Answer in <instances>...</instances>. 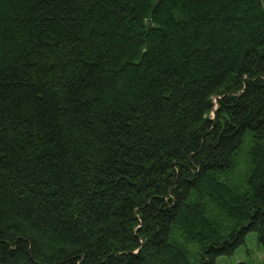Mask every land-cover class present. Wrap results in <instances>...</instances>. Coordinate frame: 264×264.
<instances>
[{"label":"trees","instance_id":"1","mask_svg":"<svg viewBox=\"0 0 264 264\" xmlns=\"http://www.w3.org/2000/svg\"><path fill=\"white\" fill-rule=\"evenodd\" d=\"M263 225L264 0H0V264H215Z\"/></svg>","mask_w":264,"mask_h":264},{"label":"rangeland","instance_id":"2","mask_svg":"<svg viewBox=\"0 0 264 264\" xmlns=\"http://www.w3.org/2000/svg\"><path fill=\"white\" fill-rule=\"evenodd\" d=\"M247 149L245 146L241 154H239L237 165L235 169L228 174L227 179L234 182L239 187L244 185L243 178L245 176V170L247 168ZM216 216H219L215 212ZM185 247L190 254L198 251L196 243H187ZM264 264V225L261 232L253 231L246 235L244 244L238 247L232 256H220L216 259L215 264Z\"/></svg>","mask_w":264,"mask_h":264}]
</instances>
